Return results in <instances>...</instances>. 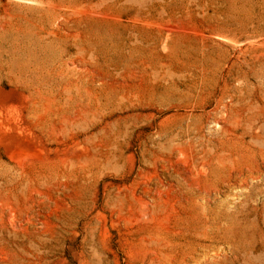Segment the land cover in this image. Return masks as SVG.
Segmentation results:
<instances>
[{
	"label": "rangeland",
	"instance_id": "1",
	"mask_svg": "<svg viewBox=\"0 0 264 264\" xmlns=\"http://www.w3.org/2000/svg\"><path fill=\"white\" fill-rule=\"evenodd\" d=\"M225 114L264 139V0H0V264H264Z\"/></svg>",
	"mask_w": 264,
	"mask_h": 264
},
{
	"label": "bare ground",
	"instance_id": "2",
	"mask_svg": "<svg viewBox=\"0 0 264 264\" xmlns=\"http://www.w3.org/2000/svg\"><path fill=\"white\" fill-rule=\"evenodd\" d=\"M188 108L195 109L196 104H190ZM221 120L223 124H221L218 119L215 121L217 134L219 135L218 140L221 144H229L234 150L223 149L222 152L216 156V160L220 165V170H215L214 174L218 177H224L228 185H232L233 178L238 180L239 184L237 187H239L242 192L246 191L244 195V197H246L245 201H252L257 188L251 187L248 189L245 185L252 181L260 182L262 180L260 165L262 163L264 164V139L256 136L252 128H245L242 125L241 119L232 118L228 114H225ZM203 130L204 126L202 125L196 128L193 134L199 138H203ZM247 138H250V142L247 141ZM204 153L205 152H202L201 154ZM206 159L204 155L198 157V169L201 174L206 173V168L208 166ZM205 190L210 195L212 190L218 191V187H205ZM199 222L202 225L206 223L204 216H199Z\"/></svg>",
	"mask_w": 264,
	"mask_h": 264
}]
</instances>
